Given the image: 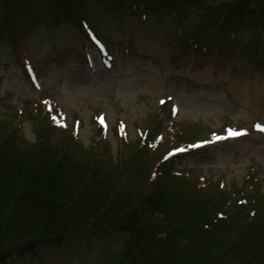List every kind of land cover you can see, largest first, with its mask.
<instances>
[{
    "label": "trees",
    "instance_id": "1",
    "mask_svg": "<svg viewBox=\"0 0 264 264\" xmlns=\"http://www.w3.org/2000/svg\"><path fill=\"white\" fill-rule=\"evenodd\" d=\"M93 2L108 12L167 13L193 46L216 33H264V0H0V43L24 70L26 35L70 24L105 61L108 53L86 22ZM31 104L0 103V264L113 233L123 237L116 264H264L261 186L213 183L176 168L184 156L243 129L206 140L185 126L170 139L153 116L128 140L119 122L113 132L122 146L112 153L98 115L85 146L50 99ZM160 105L168 115L174 110ZM22 120L32 123V139Z\"/></svg>",
    "mask_w": 264,
    "mask_h": 264
},
{
    "label": "rangeland",
    "instance_id": "2",
    "mask_svg": "<svg viewBox=\"0 0 264 264\" xmlns=\"http://www.w3.org/2000/svg\"><path fill=\"white\" fill-rule=\"evenodd\" d=\"M88 8L86 22L108 62L94 46L82 43L70 24L26 35L24 70L11 48L0 43V103L21 107L25 100L34 105L50 99L63 115L64 127L73 130L75 125L85 146L98 115L112 153L122 146L113 132L119 122L128 140H135L153 116L170 139L185 126L206 140L243 129L242 136L184 156L177 171L192 169L213 183L248 179L264 190V130L256 127L264 125V33L255 38L245 32L216 33L193 46L170 25L167 13L108 12L95 2ZM161 103L173 112L168 115ZM20 126L32 139V123L22 120ZM121 236L71 239L8 264H116Z\"/></svg>",
    "mask_w": 264,
    "mask_h": 264
},
{
    "label": "snow or ice",
    "instance_id": "3",
    "mask_svg": "<svg viewBox=\"0 0 264 264\" xmlns=\"http://www.w3.org/2000/svg\"><path fill=\"white\" fill-rule=\"evenodd\" d=\"M256 127L261 128L262 130H264V125L258 124V125H256ZM229 134L230 135H238L239 133L234 131V130H230Z\"/></svg>",
    "mask_w": 264,
    "mask_h": 264
}]
</instances>
